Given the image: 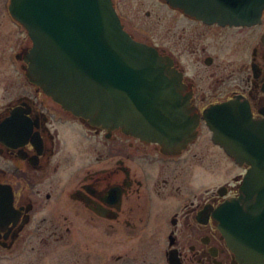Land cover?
<instances>
[{"label": "flooded vegetation", "instance_id": "1", "mask_svg": "<svg viewBox=\"0 0 264 264\" xmlns=\"http://www.w3.org/2000/svg\"><path fill=\"white\" fill-rule=\"evenodd\" d=\"M112 1L134 40L171 60L178 103L199 116L197 136L170 149L66 110L32 78L34 42L12 0H0V264H264V177L249 196L255 168L216 143L205 118L235 105L264 122V11L258 23L236 26L167 0ZM201 141L217 158L196 170ZM199 172L217 185H201ZM232 200L253 217L252 262L217 219Z\"/></svg>", "mask_w": 264, "mask_h": 264}, {"label": "water", "instance_id": "2", "mask_svg": "<svg viewBox=\"0 0 264 264\" xmlns=\"http://www.w3.org/2000/svg\"><path fill=\"white\" fill-rule=\"evenodd\" d=\"M167 1L225 25H254L264 10V0ZM11 13L34 42L32 78L75 116L109 130L121 127L170 149H182L197 136L199 116L179 105L180 81L171 60L124 30L112 0H12ZM205 118L214 141L255 168L246 182L251 196L255 176L264 177V151L257 145L264 141V122L254 120L250 108L235 105L211 108ZM241 213L233 200L218 210L217 219L230 246L252 262L257 247L253 217ZM263 247L259 241L262 253Z\"/></svg>", "mask_w": 264, "mask_h": 264}, {"label": "rangeland", "instance_id": "3", "mask_svg": "<svg viewBox=\"0 0 264 264\" xmlns=\"http://www.w3.org/2000/svg\"><path fill=\"white\" fill-rule=\"evenodd\" d=\"M138 4H140V1L139 0H134V5H138ZM143 10H145V9L143 8ZM205 143H208V142H202V141L199 142L198 145H196L195 148H194V150H193V154L195 155V158H194V162L193 163L195 164V169L196 170L202 169V166L203 165H205L204 166L205 168H208L209 166H211L213 164V162H212L213 158H217L216 155H215V153H214L215 150H216L215 147H213V146L211 147V144L209 145V147H207L205 145ZM205 157H206V160H204L203 163H200V159L201 158H205ZM189 158L192 159L191 156ZM179 165L182 166L184 164L182 162ZM184 166H185V169H188V170L190 169V168H188V166H186V165H184ZM198 178H201V182H202L201 185H207V187H209V188H214L217 185L215 183H210L214 179L213 178L211 180L210 179H206L207 177L205 178V174L203 172H199ZM185 181H186L187 184H189L190 181H191V179H188L187 178V179H185Z\"/></svg>", "mask_w": 264, "mask_h": 264}]
</instances>
